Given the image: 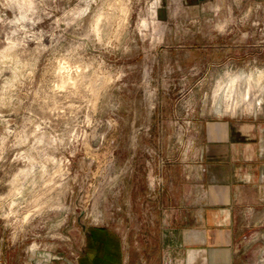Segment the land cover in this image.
Returning <instances> with one entry per match:
<instances>
[{"label": "rangeland", "instance_id": "374dc122", "mask_svg": "<svg viewBox=\"0 0 264 264\" xmlns=\"http://www.w3.org/2000/svg\"><path fill=\"white\" fill-rule=\"evenodd\" d=\"M226 122L264 141V0H0V264H177Z\"/></svg>", "mask_w": 264, "mask_h": 264}, {"label": "crops", "instance_id": "0c3cea01", "mask_svg": "<svg viewBox=\"0 0 264 264\" xmlns=\"http://www.w3.org/2000/svg\"><path fill=\"white\" fill-rule=\"evenodd\" d=\"M225 125L226 138L211 141L217 143L223 150L226 148L237 150L231 155L233 160H244L246 163L233 166L234 172L229 180L224 181L225 184H228L224 187L228 192L226 200L220 202L218 196L214 194L217 202L197 213L195 217L196 227L192 230H186V233H189V241L194 242V247L187 248L184 241L180 247L167 245L169 250L167 259L171 262L176 261L177 264H243L244 248L242 246L244 239H247L249 233L251 234H249L248 239H255L259 233L258 230L252 229L254 227L252 224L256 222L254 218L260 213L257 209L259 207L264 209V200L261 199V194L264 193V185L258 186L259 182L261 183L262 174L260 148L263 147L264 141L262 136H255L254 133L257 129L255 124L251 125L252 131L245 137V141L228 139L229 123L226 122ZM205 161L209 163L206 171L208 177L211 173L210 170L221 166L223 161H228V158L223 153L219 154L218 152L211 158L206 154ZM243 171L244 174L241 173ZM243 178L244 180H242ZM244 185H249L252 188L249 198L240 189ZM254 188H257V194ZM261 216H264L263 212ZM184 231L185 229L182 230V234L185 233ZM239 246L242 248V252ZM180 256L181 260L177 259Z\"/></svg>", "mask_w": 264, "mask_h": 264}, {"label": "bare ground", "instance_id": "6f19581e", "mask_svg": "<svg viewBox=\"0 0 264 264\" xmlns=\"http://www.w3.org/2000/svg\"><path fill=\"white\" fill-rule=\"evenodd\" d=\"M253 84V83H252Z\"/></svg>", "mask_w": 264, "mask_h": 264}]
</instances>
